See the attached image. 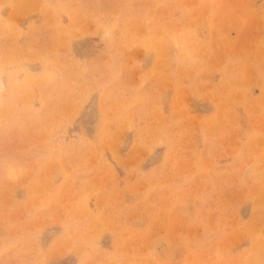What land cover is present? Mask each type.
<instances>
[{
  "label": "rangeland",
  "instance_id": "374dc122",
  "mask_svg": "<svg viewBox=\"0 0 264 264\" xmlns=\"http://www.w3.org/2000/svg\"><path fill=\"white\" fill-rule=\"evenodd\" d=\"M0 264H264V0H0Z\"/></svg>",
  "mask_w": 264,
  "mask_h": 264
}]
</instances>
